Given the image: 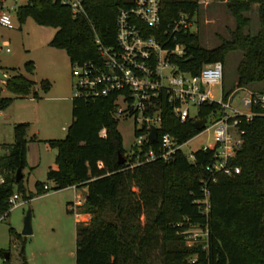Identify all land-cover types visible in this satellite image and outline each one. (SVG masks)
<instances>
[{"label":"trees","instance_id":"1","mask_svg":"<svg viewBox=\"0 0 264 264\" xmlns=\"http://www.w3.org/2000/svg\"><path fill=\"white\" fill-rule=\"evenodd\" d=\"M218 1L225 3L236 24L214 47L204 45L199 31L189 26L174 29L181 16L193 20L202 8L201 0H161L159 26L149 27L140 20L138 24L145 35L155 34L166 46L182 43L185 54L173 58L192 73L206 63L224 62L230 52L241 49L237 86L251 88L250 84L264 80V0ZM256 3L260 28L253 34L245 29L252 25L247 12ZM82 4L83 10L77 14L60 0H28L15 10L20 22L31 15L39 24L56 27L50 44L65 49L71 64L100 63L96 38L106 46L117 45V14L134 0H82ZM26 67L32 73L34 63L28 61ZM34 84V79L16 72L6 86L18 95H27ZM42 86L47 91L50 81ZM230 91L225 90L226 94ZM33 94L39 97L36 90ZM113 99L114 95H74L67 134L46 140L57 148V167H50L46 175L53 188L75 185L87 189L80 212L89 219L76 224V264H264V115L240 118L242 145L229 159L240 172L219 171L214 180L209 179L207 166L214 158L215 142L207 149H195L191 159L179 149L169 160L132 164L136 154L123 145L119 119L112 112ZM11 101V97L0 96V107ZM161 106L160 133L174 134L184 143L202 131L192 117L182 122L167 99H162ZM218 107L216 102L202 103L200 117ZM27 129L28 123H16L14 142L5 143L6 152L0 155L4 178L0 181V217L10 209L9 198L16 187L26 199L36 194L27 193L23 177L15 180L18 166L24 169L27 165ZM119 152L124 154V162H118ZM203 179H209L207 212L197 201L206 198ZM36 184L38 192L48 188L41 181ZM192 225L204 229L206 238L189 246L186 230ZM21 254L24 264H29L23 247Z\"/></svg>","mask_w":264,"mask_h":264},{"label":"rangeland","instance_id":"2","mask_svg":"<svg viewBox=\"0 0 264 264\" xmlns=\"http://www.w3.org/2000/svg\"><path fill=\"white\" fill-rule=\"evenodd\" d=\"M28 0H19L25 4ZM7 6L12 0H6ZM202 8L193 17L192 29L199 31L204 45L214 47L222 41L220 36L228 37L230 29L235 27L233 16L223 1L201 0ZM258 4L247 12L251 17L252 25L246 32L257 33L260 28L258 18ZM15 25L9 28L0 24V66H5L10 74L12 71L22 73L35 80L31 96H18L6 86L7 82L0 79V96L11 97L7 107H0V142L14 141V126L19 122L28 123L27 129V165L23 169V183L27 193H36L34 197L26 199L23 193L17 190V207H11L0 219V262L6 264L4 251L11 254L7 264H24L21 254L22 247L27 255L29 264H76V223L80 208L70 201H77L79 191L68 189H54V183L47 180L46 175L50 167H57V148L46 141L51 138H62L67 134V127L72 122V99L75 95V82L72 64L65 49L50 44L56 27L48 24H39L30 15L24 22H20L16 11L12 12ZM7 47L11 51H7ZM242 50H235L227 55L224 64V90L237 91L233 102L245 94L237 86V67L241 60ZM34 63L33 72H29L26 63ZM6 72L7 74L9 73ZM15 73V72H14ZM50 81V88L45 91L42 84ZM251 89L264 90V80L250 84ZM213 95L220 98V85L212 87ZM39 97H33V91ZM28 95V94H27ZM193 115L197 114L198 106L189 104ZM244 108V107H243ZM134 118L120 117L117 128L123 136V145L127 152L136 139ZM141 123L137 122V127ZM204 130L190 138L183 144V150L189 154L192 150L208 146L215 141L216 132L209 117ZM37 181L49 186L38 192ZM71 203V204H70ZM32 211L33 233L24 235L25 215L27 210ZM89 217L80 219L87 222ZM13 229V232L11 231ZM186 232L187 245L200 243L205 240L206 233L197 225L190 226Z\"/></svg>","mask_w":264,"mask_h":264},{"label":"built area","instance_id":"3","mask_svg":"<svg viewBox=\"0 0 264 264\" xmlns=\"http://www.w3.org/2000/svg\"><path fill=\"white\" fill-rule=\"evenodd\" d=\"M18 1L12 0V4L7 6L6 0H0V24L13 28L15 23L12 12L20 5ZM60 1L69 5L75 14L83 10L82 0ZM160 3L161 0H134L132 6L120 8L116 18L117 45L106 46L96 38L102 56L101 62L72 64L73 74L77 78L75 95L92 98L114 95L112 109L114 116L118 119L134 118L135 135L136 130L139 129L140 132L130 147L129 152L136 154V161L132 164L156 158L169 160L177 150H183V144L189 141L180 143L174 134L160 133L163 119L162 99H167L172 105V111L182 122L190 117L194 120L204 118L202 131L207 130L205 124L211 117L216 132L214 142L217 148L213 160L207 166V170L210 171L209 179L216 180V173L219 171L228 174L240 172V167H233L229 161L242 145L238 123L242 116L251 119L259 114L264 115V90L257 91L241 86L240 89H243L245 94L233 102L237 91L232 90L226 94L222 86L225 75L222 61L206 63L197 73L182 69L173 57L185 54L184 45L176 42L174 45L166 46L155 34L145 35L138 24L140 20L149 27L159 26ZM182 25L192 28L194 23L192 19L188 20L186 16H181L174 29ZM165 32L168 33V29H165ZM9 50L7 47V51ZM215 84L220 85V98L213 95L211 87ZM206 101L216 102L219 107L207 117H200L199 106ZM189 104L198 106L197 114L191 113ZM137 122L141 123L140 127H137ZM152 127L158 129L155 141L149 139ZM208 146L202 148L207 149ZM134 147H137V150H134ZM193 152L194 150L186 153L189 159L194 157ZM209 179H203L206 198L197 200L204 204L201 205L204 212L209 209L207 189ZM3 180V176L0 175V181ZM9 202L11 207L19 205L16 195H12Z\"/></svg>","mask_w":264,"mask_h":264},{"label":"water","instance_id":"4","mask_svg":"<svg viewBox=\"0 0 264 264\" xmlns=\"http://www.w3.org/2000/svg\"><path fill=\"white\" fill-rule=\"evenodd\" d=\"M0 79H3L5 81H8L9 76L1 69L0 67ZM204 123H205V119L204 118H200V119H196L195 120V126L198 129H203L204 128ZM157 134H158V129L156 127H152V131L149 134V139L151 141H155V139L157 138ZM125 161V156L122 152H119V156H118V162H124ZM21 177H23V167L22 165H19L17 168V172H16V177L15 180H19ZM84 195L86 197L87 195V191H84ZM25 222H24V227L22 229V234L24 235H28L33 233V227H32V211L31 209L27 210V213L24 217ZM5 257L9 258L11 254H9V251H4Z\"/></svg>","mask_w":264,"mask_h":264},{"label":"crops","instance_id":"5","mask_svg":"<svg viewBox=\"0 0 264 264\" xmlns=\"http://www.w3.org/2000/svg\"><path fill=\"white\" fill-rule=\"evenodd\" d=\"M9 51H11V49H10ZM0 67H1V69H2L5 73L9 71L8 69L5 68V66H0ZM10 72H11V71H9L8 74L6 73L9 77L12 76V75H14V72L16 73V71H12L11 74H10ZM223 79H224V78H223ZM1 80H3V79H1ZM6 82H7V81H6ZM222 86H223V82H222ZM223 88H224V87H223ZM38 94H39V93H38ZM31 95H32V94H28V95H18V96L26 97V96H31ZM33 97H35L34 94H33ZM36 98H38V97H36ZM0 116H2V112L0 113ZM12 142H14V141H12ZM12 142H0V155H1V154H4V153L6 152L5 147H4V144H5V143H12ZM24 170H25V168H24ZM70 187L74 188L76 191H77V190L79 191L78 193H76L77 201H70V202H71L73 205L75 204L77 207L80 208V206L85 202L84 191H87V189H86L85 187H77V186H75V185H71ZM70 187H66V188H62V189H68V188H70ZM48 188H49V186H48ZM48 188H47V189H48ZM71 203H70V204H71ZM78 217H79V218H77V221H79L80 219H85L87 216L81 214V212H78ZM76 224H77V223H76ZM9 254H10V253H9Z\"/></svg>","mask_w":264,"mask_h":264}]
</instances>
